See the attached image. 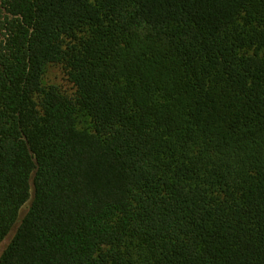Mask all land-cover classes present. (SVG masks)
Instances as JSON below:
<instances>
[{
    "label": "trees",
    "instance_id": "trees-1",
    "mask_svg": "<svg viewBox=\"0 0 264 264\" xmlns=\"http://www.w3.org/2000/svg\"><path fill=\"white\" fill-rule=\"evenodd\" d=\"M0 6V264H264V0Z\"/></svg>",
    "mask_w": 264,
    "mask_h": 264
},
{
    "label": "rangeland",
    "instance_id": "rangeland-1",
    "mask_svg": "<svg viewBox=\"0 0 264 264\" xmlns=\"http://www.w3.org/2000/svg\"><path fill=\"white\" fill-rule=\"evenodd\" d=\"M4 14V10L0 6V20L2 19ZM42 84L44 86H54L56 89L61 92L62 94L72 96L75 93V86L67 79L66 71L64 69L63 64L61 63H51L46 65L43 77H42ZM87 123V122H85ZM83 123V124H85ZM29 206V200L22 205L20 208L17 221L12 228V230L6 235V237L0 243V255L3 249L6 247L8 242L10 241L11 237L13 236L17 225L19 224L22 216L27 211Z\"/></svg>",
    "mask_w": 264,
    "mask_h": 264
}]
</instances>
